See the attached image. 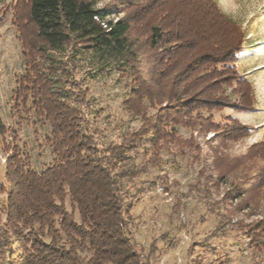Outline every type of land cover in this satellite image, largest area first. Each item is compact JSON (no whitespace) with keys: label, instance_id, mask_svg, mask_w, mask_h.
Masks as SVG:
<instances>
[{"label":"trees","instance_id":"trees-1","mask_svg":"<svg viewBox=\"0 0 264 264\" xmlns=\"http://www.w3.org/2000/svg\"><path fill=\"white\" fill-rule=\"evenodd\" d=\"M125 1L122 4L128 8L136 6V14L113 20V10L96 8L95 0H26L25 24L33 27L42 45L51 66L48 71H58L54 56L71 62L86 56L93 74L107 70L128 73L133 80L131 98L140 106L133 114L141 117V125L119 143L102 144V131L68 102V91L53 88L57 82L50 80L52 74L45 75L30 65L33 49L23 47L26 74L14 97H21L24 105L29 100L35 114L50 125L48 142L54 163L37 173L18 150L5 159L3 211L9 232L5 237H13L18 246L16 256L9 258L13 263L140 264L130 227L131 211L144 188L132 194L129 190L149 167L157 165V150L179 142L175 129L190 128L189 115L197 110L219 112L222 109L215 107L225 99L231 103L221 106L223 109L254 110L252 85L235 67L245 34L220 12L215 0ZM151 13L156 21L149 25L147 40L161 53L152 68L143 71L130 33L134 24ZM142 98L161 104L150 118L143 116ZM197 115L200 129L221 128L212 123L211 116L202 119ZM226 121L224 140L231 133L241 138L251 131L235 119ZM263 144L264 140L253 145L251 152ZM140 148L144 157L151 154L144 163L136 164ZM253 176L243 175L232 187L235 199L264 184L255 187L260 176Z\"/></svg>","mask_w":264,"mask_h":264},{"label":"rangeland","instance_id":"rangeland-1","mask_svg":"<svg viewBox=\"0 0 264 264\" xmlns=\"http://www.w3.org/2000/svg\"><path fill=\"white\" fill-rule=\"evenodd\" d=\"M123 2L126 1L95 0V7L112 9L113 20L135 15L136 6L128 8ZM215 3L245 34L235 67L252 85L254 110L223 109L221 106L231 103L225 99L224 104L215 107L222 109L219 112L204 109L191 113L190 128L175 129L179 142L159 148L154 160L157 165L135 180L130 194L139 188L144 192L131 211L130 236L138 246L142 245L137 251L143 254V264H176L177 259L180 264H264V184L237 199L230 192L243 175L260 176L255 187L264 183V144L250 150L264 140V0ZM26 21V0H0V120L4 125V134L0 135V264H16L10 259L18 251L13 237H5L9 233L3 211L5 159L18 150L28 157L27 165L37 173L54 163L48 142L50 125L35 114L29 100L24 105L21 97H14L19 80L26 74L23 47L33 49L30 65L45 75L52 74L50 80L57 82L53 88L68 91V102L84 112L90 125L102 131V144L119 143L141 125V117L133 114L139 102L132 100L133 80L128 73L107 70L93 74L94 67L86 56L72 62L54 56L58 71L49 72L50 62ZM155 21L151 13L134 24L130 33L143 71L151 69L161 53L147 40L149 25ZM229 91L225 92L228 96ZM140 102L144 118L152 117L161 105L158 101L148 103L145 98ZM196 114L202 119L211 116L212 123L221 128L200 129ZM228 118L251 131L241 138L231 133L224 140L227 136L222 129L229 126ZM150 154L144 157L140 148L134 162L144 163Z\"/></svg>","mask_w":264,"mask_h":264},{"label":"built area","instance_id":"built-area-1","mask_svg":"<svg viewBox=\"0 0 264 264\" xmlns=\"http://www.w3.org/2000/svg\"><path fill=\"white\" fill-rule=\"evenodd\" d=\"M141 246H142V245H140V246L137 245V248H141ZM137 252H138V251H137ZM138 254L140 255L141 259H143V254H141L140 252H138ZM142 261H143V260H141V263H140V264H143ZM180 263H181L180 260L177 259V263H176V264H180ZM159 264H165V263H164L163 261H160Z\"/></svg>","mask_w":264,"mask_h":264}]
</instances>
